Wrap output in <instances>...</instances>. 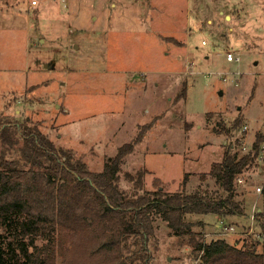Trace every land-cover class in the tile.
I'll list each match as a JSON object with an SVG mask.
<instances>
[{"label": "rangeland", "instance_id": "374dc122", "mask_svg": "<svg viewBox=\"0 0 264 264\" xmlns=\"http://www.w3.org/2000/svg\"><path fill=\"white\" fill-rule=\"evenodd\" d=\"M0 114L36 126L95 172L151 123L123 160L119 188L134 190L125 175L140 174V192L215 189L200 176L226 145L237 140L246 153L264 134V0H0ZM237 117L231 137L214 132ZM239 179L243 217L185 221L200 241L232 227L230 244L258 243L264 256V159ZM154 227L150 264L198 263L187 237Z\"/></svg>", "mask_w": 264, "mask_h": 264}, {"label": "trees", "instance_id": "16d2710c", "mask_svg": "<svg viewBox=\"0 0 264 264\" xmlns=\"http://www.w3.org/2000/svg\"><path fill=\"white\" fill-rule=\"evenodd\" d=\"M150 126H141L95 172L36 126L0 114V264H150L147 246L157 220L188 238L197 264H264L258 243L237 247L224 237L203 243L185 221L192 215L244 216L235 183L255 165L264 134H255L246 153L237 149V140L226 145L221 162L200 176L211 178L215 189L199 185L186 194L158 186L140 192L141 175L126 174L135 185L123 191L118 186L123 160ZM241 127L238 117L228 125L219 120L214 132L231 137Z\"/></svg>", "mask_w": 264, "mask_h": 264}, {"label": "built area", "instance_id": "2783aa9c", "mask_svg": "<svg viewBox=\"0 0 264 264\" xmlns=\"http://www.w3.org/2000/svg\"><path fill=\"white\" fill-rule=\"evenodd\" d=\"M31 5H32V6L35 5L34 1L31 2ZM225 59H226L227 62H238V61H239V59L233 57V55H232L231 53H227ZM244 130H247V126H243V128H242V132H243ZM258 159H259V160H263V159H264V150H263V149H261L260 154H259V156H258ZM241 182H242L241 179L238 178V179H237V183H241ZM255 192L259 194V193L261 192V188H260V187H256V188H255ZM255 205H256V201H255V203H254L253 206H252V214H251V216H250V225H249V227H251V228H250V230H248V232L246 233L247 235H249V234L251 233V229H252V221H253V214H254V210H255ZM218 228H219V229H218L217 232H215V233H211V234H205V235H203V237H202V242L205 243V241H206L205 239H206V238H223V237H227V236H231V235H233V232H232V231H233V228H232V227L218 226Z\"/></svg>", "mask_w": 264, "mask_h": 264}, {"label": "crops", "instance_id": "0c3cea01", "mask_svg": "<svg viewBox=\"0 0 264 264\" xmlns=\"http://www.w3.org/2000/svg\"><path fill=\"white\" fill-rule=\"evenodd\" d=\"M227 18V17H226ZM156 84V83H155ZM216 228H218V226H216Z\"/></svg>", "mask_w": 264, "mask_h": 264}]
</instances>
